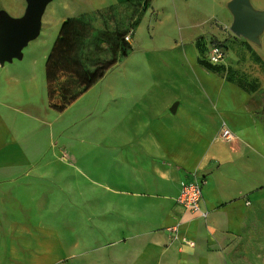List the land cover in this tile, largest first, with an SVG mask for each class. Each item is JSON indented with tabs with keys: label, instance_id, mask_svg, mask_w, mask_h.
I'll return each instance as SVG.
<instances>
[{
	"label": "crops",
	"instance_id": "obj_1",
	"mask_svg": "<svg viewBox=\"0 0 264 264\" xmlns=\"http://www.w3.org/2000/svg\"><path fill=\"white\" fill-rule=\"evenodd\" d=\"M157 1L60 0L40 94L24 52L0 64V264H264V70L208 68V5ZM249 43L264 65V29ZM132 57L129 84L79 106ZM74 107L70 138L53 114ZM194 179L206 217L177 201Z\"/></svg>",
	"mask_w": 264,
	"mask_h": 264
},
{
	"label": "rangeland",
	"instance_id": "obj_2",
	"mask_svg": "<svg viewBox=\"0 0 264 264\" xmlns=\"http://www.w3.org/2000/svg\"><path fill=\"white\" fill-rule=\"evenodd\" d=\"M23 0H4L2 2L4 8L14 17H16L23 9ZM60 0H52L45 10L42 18V28L39 36L29 42V44L23 49L24 57L23 59H15L18 62H27L32 67L37 68V78H38V92L41 93L42 86L44 85V68L47 56L52 49V46L59 33V23L62 10H59L58 3ZM230 0H188L187 2L191 5H208L207 11L198 10V18L206 17L208 19V28L211 26L218 33L211 34V44L220 43L224 50L223 59L238 61L245 64L249 69L255 71L258 67L259 70H264V65L261 64L257 56L255 55L252 46L250 45L249 39L241 35H236L230 26L233 21V14L228 8V2ZM26 2V1H25ZM175 1L172 0H158L156 4L161 7L160 14L163 15V19H168L169 15L173 14V4ZM26 4V3H25ZM151 4V2H150ZM153 12L149 16V22L154 23L157 19V6L153 5ZM230 13V17L225 20L226 14ZM147 21L140 26L139 34L140 36H147L148 34ZM199 50L205 55L209 56V44H206L204 37H199L198 40ZM129 67L130 69L142 68L139 65V60L134 59V57L124 61L123 65L110 70L106 77L99 81L94 87L88 91V93L83 97L81 104H88L93 99L96 100L101 98L102 102L109 99V92L106 90L109 84H129ZM132 77L134 78L133 74ZM144 82H148V77H145ZM78 107H74L70 111L58 116L57 113L53 114V117L57 120V124L62 128L66 136L73 137L72 132V121L73 116L76 114ZM52 117V118H53ZM85 122V119L82 120ZM55 134H61L57 129H55ZM49 158V157H48ZM55 164H60L54 160ZM55 175V174H54ZM56 176V175H55ZM60 194V188L57 189ZM55 206V213L61 212L60 205Z\"/></svg>",
	"mask_w": 264,
	"mask_h": 264
},
{
	"label": "water",
	"instance_id": "obj_3",
	"mask_svg": "<svg viewBox=\"0 0 264 264\" xmlns=\"http://www.w3.org/2000/svg\"><path fill=\"white\" fill-rule=\"evenodd\" d=\"M51 1L26 0L25 12L20 17L0 11V64L23 56V49L39 36L43 14ZM228 8L233 14L230 29L258 43L264 29V10L254 8L250 0H230Z\"/></svg>",
	"mask_w": 264,
	"mask_h": 264
},
{
	"label": "built area",
	"instance_id": "obj_4",
	"mask_svg": "<svg viewBox=\"0 0 264 264\" xmlns=\"http://www.w3.org/2000/svg\"><path fill=\"white\" fill-rule=\"evenodd\" d=\"M209 60L214 64L221 63L224 57L223 47L218 43L210 44L209 46ZM221 137L226 140L233 138V133L224 128L221 133ZM203 181L197 179L183 181L181 183V190L178 196V203L181 204L187 212L193 216L206 217L207 211L203 210Z\"/></svg>",
	"mask_w": 264,
	"mask_h": 264
},
{
	"label": "trees",
	"instance_id": "obj_5",
	"mask_svg": "<svg viewBox=\"0 0 264 264\" xmlns=\"http://www.w3.org/2000/svg\"><path fill=\"white\" fill-rule=\"evenodd\" d=\"M218 44H220V43H218ZM209 46H210V44H209ZM202 55V57H204L205 58V53H202L201 54ZM201 63H203V64H206L207 65V67L208 68H211V69H215L216 68V65L217 64H214V63H212V62H210V60H201ZM219 64V63H218Z\"/></svg>",
	"mask_w": 264,
	"mask_h": 264
}]
</instances>
